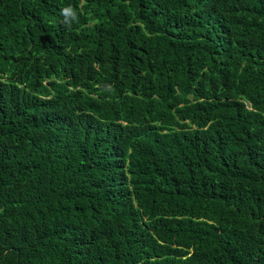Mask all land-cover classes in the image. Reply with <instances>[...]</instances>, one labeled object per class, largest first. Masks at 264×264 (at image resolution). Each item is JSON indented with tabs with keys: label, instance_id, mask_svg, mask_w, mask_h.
<instances>
[{
	"label": "trees",
	"instance_id": "1",
	"mask_svg": "<svg viewBox=\"0 0 264 264\" xmlns=\"http://www.w3.org/2000/svg\"><path fill=\"white\" fill-rule=\"evenodd\" d=\"M0 264H264V0H0Z\"/></svg>",
	"mask_w": 264,
	"mask_h": 264
},
{
	"label": "clouds",
	"instance_id": "2",
	"mask_svg": "<svg viewBox=\"0 0 264 264\" xmlns=\"http://www.w3.org/2000/svg\"><path fill=\"white\" fill-rule=\"evenodd\" d=\"M64 11H65V12H67L68 10H67V9H65Z\"/></svg>",
	"mask_w": 264,
	"mask_h": 264
}]
</instances>
